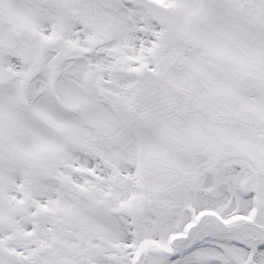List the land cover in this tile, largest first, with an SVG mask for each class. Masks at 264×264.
<instances>
[{"label":"snow or ice","instance_id":"1","mask_svg":"<svg viewBox=\"0 0 264 264\" xmlns=\"http://www.w3.org/2000/svg\"><path fill=\"white\" fill-rule=\"evenodd\" d=\"M0 264H264V0H0Z\"/></svg>","mask_w":264,"mask_h":264}]
</instances>
